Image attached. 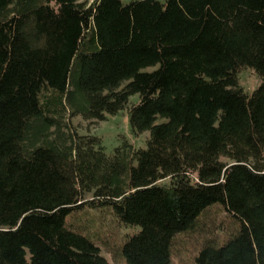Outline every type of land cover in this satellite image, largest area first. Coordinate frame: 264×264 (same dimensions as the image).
I'll return each mask as SVG.
<instances>
[{
  "label": "trees",
  "instance_id": "obj_1",
  "mask_svg": "<svg viewBox=\"0 0 264 264\" xmlns=\"http://www.w3.org/2000/svg\"><path fill=\"white\" fill-rule=\"evenodd\" d=\"M134 96L144 149L70 128ZM85 206L138 228L124 264H173L213 207L229 225L193 264H264V0H0V264H108L66 222Z\"/></svg>",
  "mask_w": 264,
  "mask_h": 264
},
{
  "label": "rangeland",
  "instance_id": "obj_2",
  "mask_svg": "<svg viewBox=\"0 0 264 264\" xmlns=\"http://www.w3.org/2000/svg\"><path fill=\"white\" fill-rule=\"evenodd\" d=\"M237 79L239 87L248 95L260 85L259 77L250 69H239ZM43 94L45 95V92ZM137 103V96L130 98L124 111L113 117L107 116L103 122L84 121L81 117L69 119L70 128L77 136L99 138L106 155H112L114 149L120 147L123 142L135 150L144 149L148 134L133 135L128 124L129 109ZM221 161L227 162L225 159ZM91 199L92 195L86 194L83 202ZM66 222L71 228L89 237L108 264H124L115 250L127 237L138 231V228L121 225L106 208L90 209L85 206L80 211L71 214ZM228 225L227 215L222 212L221 208H211L206 216L196 224L193 231L175 238L173 264H193V258L203 242L207 240L219 242L223 236V229ZM108 252L115 255L112 256Z\"/></svg>",
  "mask_w": 264,
  "mask_h": 264
},
{
  "label": "built area",
  "instance_id": "obj_3",
  "mask_svg": "<svg viewBox=\"0 0 264 264\" xmlns=\"http://www.w3.org/2000/svg\"><path fill=\"white\" fill-rule=\"evenodd\" d=\"M100 0H81L87 7L99 3Z\"/></svg>",
  "mask_w": 264,
  "mask_h": 264
}]
</instances>
